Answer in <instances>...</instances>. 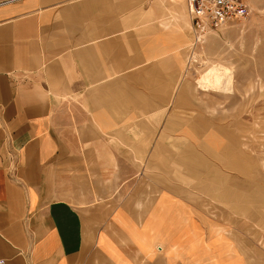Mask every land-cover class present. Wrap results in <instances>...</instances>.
<instances>
[{"label":"crops","instance_id":"obj_1","mask_svg":"<svg viewBox=\"0 0 264 264\" xmlns=\"http://www.w3.org/2000/svg\"><path fill=\"white\" fill-rule=\"evenodd\" d=\"M187 26L183 0H0V261L224 264L222 235L249 264L172 160L218 146L179 126Z\"/></svg>","mask_w":264,"mask_h":264},{"label":"rangeland","instance_id":"obj_2","mask_svg":"<svg viewBox=\"0 0 264 264\" xmlns=\"http://www.w3.org/2000/svg\"><path fill=\"white\" fill-rule=\"evenodd\" d=\"M247 1L250 12L244 20L207 27L210 31L204 29L199 35L187 26L191 36L183 60L192 88L180 102L179 119L184 124L179 126L188 124L203 135L213 131L218 146L212 152L201 145L202 139L194 144L178 139L172 160L177 164V179L193 182L190 189L195 197H202L203 208L225 216L226 232L249 264H264V193L259 195L257 188V184L264 185V169L259 165L260 159L264 161V0ZM213 63L233 69L232 93L195 89V77ZM181 75L182 69L177 83ZM210 243L220 246L212 259L245 264L227 236L211 235Z\"/></svg>","mask_w":264,"mask_h":264},{"label":"built area","instance_id":"obj_3","mask_svg":"<svg viewBox=\"0 0 264 264\" xmlns=\"http://www.w3.org/2000/svg\"><path fill=\"white\" fill-rule=\"evenodd\" d=\"M191 20L193 34L199 35L207 27H225L241 21L249 14L247 0H183ZM196 37V36H195ZM198 39V36H197ZM0 264H6L0 261Z\"/></svg>","mask_w":264,"mask_h":264},{"label":"bare ground","instance_id":"obj_4","mask_svg":"<svg viewBox=\"0 0 264 264\" xmlns=\"http://www.w3.org/2000/svg\"><path fill=\"white\" fill-rule=\"evenodd\" d=\"M206 30L207 32L210 31L209 29ZM201 36H198V39H200ZM233 86V69L220 63H213L208 68L204 69L197 78V87L203 92L213 91L223 95H228L232 93Z\"/></svg>","mask_w":264,"mask_h":264}]
</instances>
